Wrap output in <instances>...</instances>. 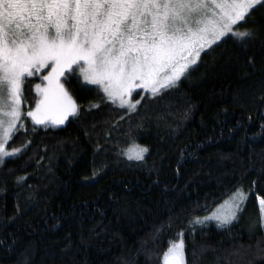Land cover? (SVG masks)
<instances>
[{
    "label": "trees",
    "instance_id": "1",
    "mask_svg": "<svg viewBox=\"0 0 264 264\" xmlns=\"http://www.w3.org/2000/svg\"><path fill=\"white\" fill-rule=\"evenodd\" d=\"M253 26L256 39L226 37L136 112L73 79L78 116L35 131L25 121L9 150L31 144L0 165V264H162L181 231L188 264H264V8ZM25 96L33 107L34 84ZM132 145L144 161L124 156ZM237 189L249 195L232 224L193 230Z\"/></svg>",
    "mask_w": 264,
    "mask_h": 264
},
{
    "label": "snow or ice",
    "instance_id": "2",
    "mask_svg": "<svg viewBox=\"0 0 264 264\" xmlns=\"http://www.w3.org/2000/svg\"><path fill=\"white\" fill-rule=\"evenodd\" d=\"M260 8L264 0H0V165L31 144L9 150L27 130L25 121L35 131L78 116L73 79L82 88L96 86L106 103L131 114L145 98L134 100V93L162 97L226 37L243 44L256 39L247 22ZM33 84L35 106L25 108V87ZM147 152L135 146L124 155L144 161ZM248 195L237 189L209 215L194 217L193 230L210 221L232 224ZM256 199L264 220V198ZM255 255L264 260V247ZM159 256L162 264H188L184 232Z\"/></svg>",
    "mask_w": 264,
    "mask_h": 264
},
{
    "label": "rangeland",
    "instance_id": "3",
    "mask_svg": "<svg viewBox=\"0 0 264 264\" xmlns=\"http://www.w3.org/2000/svg\"><path fill=\"white\" fill-rule=\"evenodd\" d=\"M203 54V53H202ZM201 54V55H202ZM193 66H195V65H193ZM77 76H78V73L76 74ZM32 79H34L35 81H36V83H39L40 81H39V79H37V78H32ZM34 81V82H35ZM82 81V80H81ZM83 82V81H82ZM90 86H92V87H95L101 94H102V96H103V93L96 87V86H94V85H90ZM139 92H140V95H137L136 93H134L133 94V99L134 100H136V99H139L141 96H144L145 95V93H143L141 90H138ZM35 106V104L33 105V107ZM24 107H25V105H24ZM72 117H70L69 118V120L71 119ZM68 120V121H69ZM68 121H66L65 122V124L68 122ZM31 122V121H30ZM65 124L64 125H62V126H60V127H63V126H65ZM59 127V128H60ZM37 128H43V127H37ZM52 129H56V128H52ZM135 146H137V145H132V146H130L128 149H126L125 151H124V153H128L129 152V150H134L135 149ZM140 148H145V147H140ZM146 155V154H145ZM125 157H126V155H124ZM16 158V157H15ZM127 158V157H126ZM9 159H13V158H9ZM8 160V159H7ZM233 195V194H232ZM231 195V196H232ZM230 196V197H231ZM229 197V198H230ZM228 198V199H229ZM228 199H226V200H228ZM225 201V200H224ZM224 201L222 202V203H220L219 205H217L216 207H213L211 210H208V211H206V212H204L200 217H203V216H205V215H209L212 211H215L216 210V208H218L220 205H222L223 203H224ZM244 204H245V202L241 205V210L243 209V207H244ZM239 213V212H238ZM211 223H215L216 224V222L215 221H210Z\"/></svg>",
    "mask_w": 264,
    "mask_h": 264
}]
</instances>
